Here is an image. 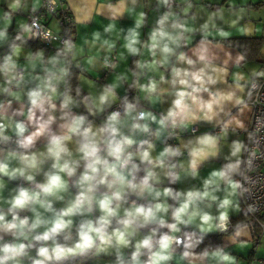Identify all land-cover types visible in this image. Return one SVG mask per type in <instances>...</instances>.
Listing matches in <instances>:
<instances>
[{
  "label": "clouds",
  "instance_id": "1",
  "mask_svg": "<svg viewBox=\"0 0 264 264\" xmlns=\"http://www.w3.org/2000/svg\"><path fill=\"white\" fill-rule=\"evenodd\" d=\"M0 264H264V0H0Z\"/></svg>",
  "mask_w": 264,
  "mask_h": 264
}]
</instances>
